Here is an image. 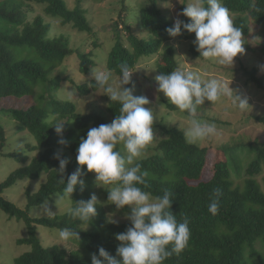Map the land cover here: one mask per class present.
I'll list each match as a JSON object with an SVG mask.
<instances>
[{
	"label": "trees",
	"instance_id": "obj_1",
	"mask_svg": "<svg viewBox=\"0 0 264 264\" xmlns=\"http://www.w3.org/2000/svg\"><path fill=\"white\" fill-rule=\"evenodd\" d=\"M159 1H137L138 5L133 8L127 5L126 0H120L119 8L113 10L117 20L106 68L114 75L120 77L119 66L122 63L129 65L132 71L142 57L158 54L157 75L176 70L178 62L171 44L175 40L192 42L190 51L199 57L194 33L181 29L182 34L175 38L167 35L166 29L173 25L174 19L167 11L161 10ZM76 2V6L70 8L68 0H0V103L4 102L0 109V153L7 141L5 121L11 123L16 132L29 134L34 141V144L26 145L33 157L22 151L6 155L15 159L19 167L0 183V211L10 219L23 222L26 228L25 237L16 243L28 246L29 250L15 257L13 264H91L92 255L98 257L101 247L115 256L119 246L115 235L131 226L130 222L112 223L100 204L97 205L96 216L88 222L73 218L70 211L50 218L28 215L30 208L52 201L53 195L67 197L64 193L65 183L78 167L76 149L80 139L86 137L90 128L108 124L103 115L95 111L81 114L74 103L58 100L49 93L63 79L50 78L57 67L75 55L78 71L86 75L95 66L92 52L84 53L82 48H71L64 35L50 37V25L42 16L27 20L30 7L40 6L43 15L49 19L58 20L63 26L71 25L78 33L92 34L94 37L87 11L81 5L82 0ZM223 3L230 10L235 26L242 29L243 37L250 38L251 21L264 28V0H223ZM129 8L136 10V13ZM183 9L184 5L180 13ZM134 13L135 19L129 17ZM178 19L190 22L182 15ZM135 22L138 32L144 35L134 31ZM91 45L93 48L100 47L96 41H92ZM255 71L256 68L245 70V75L264 91L263 78H256ZM40 82H47L49 95L41 106L32 103L26 107L12 104L5 107V100L32 97ZM70 83L83 96L98 89L91 81L89 84H77L70 80ZM163 103L167 108L177 110L173 104ZM120 107L118 102L109 99L103 111L98 110L113 121L120 114ZM254 119L264 125V116H255ZM58 123H64L62 136H58L52 128ZM154 129L160 131L161 138L150 154L136 161L147 172L149 187L144 190L153 195L170 191L173 194L170 210L178 221L185 217L189 220L191 232L187 247L179 254L173 253L163 264H250V261L264 264V178L262 184L257 180L264 170V143L224 148L223 155L230 152V159L224 157L222 161H213L212 174L204 179L202 173L209 149L187 143L183 133L176 128L153 124ZM26 137L30 139L24 135V139ZM61 138L67 141L66 145L58 143ZM121 146L118 144L117 150L122 152ZM244 151L248 155V163L243 167L239 152ZM57 155L69 160L63 176L65 183L59 180L61 177L56 173L59 167V160L55 158ZM41 174L44 181L38 189L35 192L26 189L24 192L25 209H20L2 196L15 183L24 179L37 181ZM236 178H241L242 183L236 184ZM83 179L86 187L83 192L77 188L71 195V208L75 207L76 202L87 201L91 196L94 186L92 173H86ZM217 188L222 195L218 214L212 215L208 207L213 190ZM108 191H104L107 199ZM121 210L128 212L127 208ZM38 226L58 233L63 228L79 232V240L72 239V242L81 250L68 251L57 244L44 246L38 238Z\"/></svg>",
	"mask_w": 264,
	"mask_h": 264
},
{
	"label": "clouds",
	"instance_id": "obj_2",
	"mask_svg": "<svg viewBox=\"0 0 264 264\" xmlns=\"http://www.w3.org/2000/svg\"><path fill=\"white\" fill-rule=\"evenodd\" d=\"M180 15L190 22L176 19L166 29V33L171 38L181 35V29L194 33L199 57L231 67L234 58L244 54L242 29L235 26L223 0H190ZM119 68L118 87L111 84V70L92 69L90 80L96 87L103 89L112 102L121 105L120 114L110 124L90 128L86 137L80 139L76 149L78 167L67 177L66 183L63 176L68 159L60 158L59 155L55 157L59 160L56 173L66 185L64 193L69 200L77 188L84 191L86 185L83 175L94 173L96 181L112 186L108 191V201L118 210L128 209L125 218L131 226L115 235V240L119 242L116 255H110L101 247L98 257L92 255L91 264H163L173 253L179 254L187 247L191 236L189 220L185 217L178 221L170 210L173 204L170 191L153 195L144 190L149 187L147 172L136 161L142 158L147 146L156 138L153 133L154 111L146 107L150 103L146 96H134L133 89L123 87L131 82L133 73L129 65L122 63ZM155 81L157 91L191 117L190 126L184 133L189 144H197L218 135L214 122L197 118L198 106L204 105L206 101L217 102L228 97L240 112L249 109L247 98L236 96L229 85L225 87L216 79L204 81L191 71L178 68L168 73L160 72L155 76ZM69 94L75 96L72 91ZM63 125L58 123L52 127L58 136H62ZM58 143L66 145L67 141L61 138ZM118 144L123 145L125 154L117 150ZM221 195L219 188L213 190L208 207L212 215L218 214ZM98 204L97 196L92 194L87 201L76 202L70 213L73 218L88 222L96 216ZM59 238L64 241L79 240V232L63 228L59 230Z\"/></svg>",
	"mask_w": 264,
	"mask_h": 264
},
{
	"label": "rangeland",
	"instance_id": "obj_3",
	"mask_svg": "<svg viewBox=\"0 0 264 264\" xmlns=\"http://www.w3.org/2000/svg\"><path fill=\"white\" fill-rule=\"evenodd\" d=\"M77 0H68L69 7L73 8L77 4ZM120 0H82V7L87 11V19L93 31L92 34L78 33L71 25H61L58 20H52L43 15L40 6H31L27 13V20L32 21L36 16H42L46 23L50 25V37H58L64 35L68 38L69 45L73 49L82 48L84 53L91 51L95 66L91 68L96 70H105L107 53L114 43V23L117 20V14L113 10L118 9ZM143 3L147 0H126L127 5L133 7ZM135 2L137 4H135ZM190 0H160L158 2L161 10L167 11L174 19L180 17L182 6L184 7ZM130 9V8H129ZM28 10V9H27ZM136 13V10L130 9ZM31 11V12H30ZM135 13L130 14L129 17L135 19ZM250 38L244 37L245 52L242 55H237L234 58V63L231 67L220 65L215 60H205L202 57H197L190 51V41H173L171 44L175 50V58L178 62V68L184 71H191L204 81L216 79L223 86L229 85L236 96L246 97L248 100L249 109L245 112H240L232 104L228 97H224L217 102H205L204 105L198 106L197 118L214 122L218 128V135L209 138L205 141L199 142L195 145L198 147H207L209 149L206 163L203 168L202 178H209L212 174L213 161H222L227 158L230 159V152L223 155V149L235 147L239 144H263L264 143V125L258 123L254 117L264 116V91L257 88L254 82L248 80L245 75V70L251 71L256 68V78H263L264 82V28L251 21ZM136 22L133 25L134 31L140 35L137 30ZM122 25L119 26L121 30ZM122 34L125 33L122 30ZM92 41H96L100 47L93 48ZM199 53V52H198ZM200 54V53H199ZM160 54L152 57H142L138 60L136 67L131 72V82L123 87L133 89L132 95L146 96L150 101L146 107H151L154 111L153 124H161L166 128H176L180 130L183 135L190 126L191 117L186 112H181L179 109L171 110L164 105V101L170 103L163 93L158 92V85L155 81L156 62L159 60ZM78 60L75 55L66 59V61L57 67L51 74L50 78H63L59 82L58 87L52 92H49L53 97L61 101H69L75 104L76 110L81 114H86L95 111L103 115L107 123L110 124L112 119L105 113L103 109L109 97L103 89L98 88L92 91L89 95L83 96L78 93L70 80L77 84H89L90 72L86 75L81 74L78 69ZM177 68V69H178ZM120 77L112 73L111 84L113 87H118ZM47 82H40L35 89L32 97L24 99L5 100L7 104L5 107L12 104V106L26 107L30 104H41L49 99ZM69 91L75 93V96L69 94ZM28 99V100H27ZM17 100V101H16ZM43 100V101H42ZM171 104V103H170ZM4 102L0 103V109L3 108ZM101 109V110H98ZM5 131L7 141L5 147L0 153V183L4 181L16 168L19 167L17 161L13 158L7 157L8 154L17 152H25L27 156L33 157L34 154H29L27 151V144H34L31 136L25 132L18 133L14 126L5 121ZM156 137L154 142L147 146L142 157L151 153L156 146L158 140L161 138L158 129L153 130ZM24 135L29 138L24 139ZM185 136V135H184ZM24 139V140H23ZM122 152L123 145L121 146ZM125 154V153H124ZM241 164L244 167L248 163L247 153L244 151L240 153ZM247 155V156H246ZM234 178V177H233ZM242 178V177H241ZM241 178H236V184L242 183ZM264 178V170L258 175L257 180L262 184ZM44 181V175L41 174L39 180L30 181L27 179L15 183L12 187L4 191L3 197L15 204L20 209L26 208V199L24 192L29 189L35 192L39 184ZM92 187L91 194H95L98 198L99 204L104 208L107 218L112 223H127L129 222L125 216L128 212L118 210L111 204V201L105 197V190H110L111 185H103L100 181L95 180V174L92 173ZM51 211V213L47 210ZM71 205L67 197L53 195L52 201H48L40 206L32 207L28 210L30 217H53L70 211ZM38 238L44 246L57 244L68 251L81 250L79 246H73L72 240L64 241L59 238V233L56 230L37 227ZM26 228L23 222L17 221L14 218H9L5 213L0 211V264H13L15 257L27 252L29 247L26 245H18L16 241L25 237ZM264 252V250H263ZM247 258V255H245ZM250 264H257L250 261Z\"/></svg>",
	"mask_w": 264,
	"mask_h": 264
}]
</instances>
